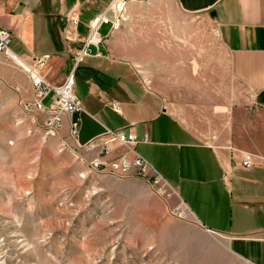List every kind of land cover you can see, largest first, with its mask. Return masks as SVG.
I'll use <instances>...</instances> for the list:
<instances>
[{
  "label": "crops",
  "instance_id": "1",
  "mask_svg": "<svg viewBox=\"0 0 264 264\" xmlns=\"http://www.w3.org/2000/svg\"><path fill=\"white\" fill-rule=\"evenodd\" d=\"M171 1L182 21L169 15V28L183 25L179 46L184 43L186 50L177 52L172 47L176 34L167 31L163 58L170 62L168 73L160 78L148 72L146 85L124 73L123 62L139 57L125 47L126 22L118 20L119 27H113L126 10L108 6L106 0H0V28L12 34V43L18 42L12 50L53 86L63 85L74 72L73 92L82 110L62 116L57 135L65 146L84 151L93 141L111 140V133L134 134L135 151L150 174L160 178L187 213L229 239L234 253L264 264V0ZM200 24L214 32L224 53L192 48L198 41L202 45ZM103 27L105 34L99 32ZM94 28L101 41L87 45ZM85 49L88 55L77 63ZM204 55L211 57L207 70ZM41 58L42 68L37 64ZM17 67L0 53L3 82L18 86L32 100V81ZM204 86L216 94L212 112L208 123L195 122L201 128L192 129L164 94L202 91ZM40 115L48 118L50 112ZM73 122L79 123L77 136ZM110 145L121 149L116 141ZM246 156L253 165L243 166Z\"/></svg>",
  "mask_w": 264,
  "mask_h": 264
},
{
  "label": "rangeland",
  "instance_id": "2",
  "mask_svg": "<svg viewBox=\"0 0 264 264\" xmlns=\"http://www.w3.org/2000/svg\"><path fill=\"white\" fill-rule=\"evenodd\" d=\"M106 4L126 10L117 20L126 22L127 51L139 57L123 62L124 73L144 85L148 72L162 78L169 62L163 58L165 33L176 34L177 52L186 50L183 42L179 46L183 25L169 28V15L182 21L174 3ZM200 25L202 45L192 48L224 53L214 32ZM11 47L18 49V42ZM210 59L203 56V70ZM1 77L0 71V264H253L232 251L229 239L201 226L172 194L159 193L148 176L91 168L99 147L74 152L65 146L59 132L45 127L41 112L24 108L33 99ZM205 89L164 94L192 129L201 128L195 122H209L216 94Z\"/></svg>",
  "mask_w": 264,
  "mask_h": 264
},
{
  "label": "built area",
  "instance_id": "3",
  "mask_svg": "<svg viewBox=\"0 0 264 264\" xmlns=\"http://www.w3.org/2000/svg\"><path fill=\"white\" fill-rule=\"evenodd\" d=\"M73 21L77 22L76 18H72ZM104 17L101 21H106ZM119 21H115L113 24L114 28L119 27ZM101 39L97 36V31L93 30L92 34L87 40V45L94 43L98 44ZM12 34L4 29L0 28V53L5 54L10 61L16 66L23 69L32 81L33 86V100L31 103H27L24 108L27 112H44L49 111L50 115L46 118L45 127L50 132H58L62 126L63 115H73L76 112L82 110L81 101L74 94L73 87L75 84L74 72L69 75L67 80L61 86H53L48 80L39 73V71L31 66L27 65L20 55L12 50ZM88 55L87 50H83L78 57L76 62L79 63L85 56ZM44 62V58L38 59L37 64L41 66ZM49 99L47 103L46 100ZM71 130L74 136L78 135L79 123L73 122ZM112 139L97 143L95 141L89 143L85 149L95 150L99 147V155L97 159L92 160L94 162V169H104L112 174L117 175H129L134 173L143 178L149 177V180L158 186L159 193H165L168 191L163 185L160 178L157 175L150 174L148 163L135 151V144L137 138L134 134L125 133H111ZM147 141V137L143 138ZM111 141H116L120 150L111 147ZM122 150V151H121ZM243 166L253 165L250 156H246L242 162Z\"/></svg>",
  "mask_w": 264,
  "mask_h": 264
},
{
  "label": "bare ground",
  "instance_id": "4",
  "mask_svg": "<svg viewBox=\"0 0 264 264\" xmlns=\"http://www.w3.org/2000/svg\"><path fill=\"white\" fill-rule=\"evenodd\" d=\"M25 109H26V108H25ZM90 167H91V168L94 167V162H93V161L90 162Z\"/></svg>",
  "mask_w": 264,
  "mask_h": 264
}]
</instances>
